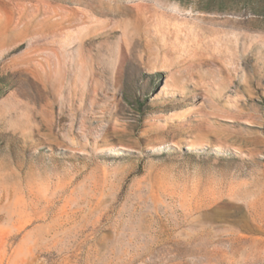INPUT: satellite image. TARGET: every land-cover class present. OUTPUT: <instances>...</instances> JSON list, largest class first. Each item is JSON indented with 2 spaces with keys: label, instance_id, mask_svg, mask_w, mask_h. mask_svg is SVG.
<instances>
[{
  "label": "rangeland",
  "instance_id": "1",
  "mask_svg": "<svg viewBox=\"0 0 264 264\" xmlns=\"http://www.w3.org/2000/svg\"><path fill=\"white\" fill-rule=\"evenodd\" d=\"M0 264H264V0H0Z\"/></svg>",
  "mask_w": 264,
  "mask_h": 264
}]
</instances>
